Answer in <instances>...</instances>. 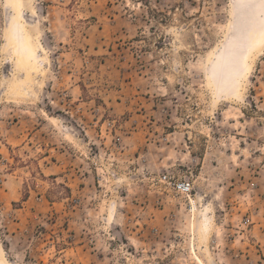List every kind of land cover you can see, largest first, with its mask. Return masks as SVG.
<instances>
[{
	"label": "rangeland",
	"instance_id": "374dc122",
	"mask_svg": "<svg viewBox=\"0 0 264 264\" xmlns=\"http://www.w3.org/2000/svg\"><path fill=\"white\" fill-rule=\"evenodd\" d=\"M0 264H264V0H0Z\"/></svg>",
	"mask_w": 264,
	"mask_h": 264
},
{
	"label": "bare ground",
	"instance_id": "6f19581e",
	"mask_svg": "<svg viewBox=\"0 0 264 264\" xmlns=\"http://www.w3.org/2000/svg\"><path fill=\"white\" fill-rule=\"evenodd\" d=\"M13 5L15 9H17V5L16 4ZM19 31L20 34L22 35V39H23L22 43L19 42L16 43L15 36H12L13 34H11V37H9L8 43L9 42L14 43L15 45L14 51L16 56L18 57V60L20 61L21 64L25 65L30 70V68L34 66L37 47L36 48L34 47V45L36 44L33 43L34 41H32L31 38L26 34L25 30L19 29Z\"/></svg>",
	"mask_w": 264,
	"mask_h": 264
},
{
	"label": "built area",
	"instance_id": "2783aa9c",
	"mask_svg": "<svg viewBox=\"0 0 264 264\" xmlns=\"http://www.w3.org/2000/svg\"><path fill=\"white\" fill-rule=\"evenodd\" d=\"M162 180L170 185L180 195L188 196L193 191V187L188 181L178 180L175 179V177L172 179L166 175L163 176Z\"/></svg>",
	"mask_w": 264,
	"mask_h": 264
}]
</instances>
